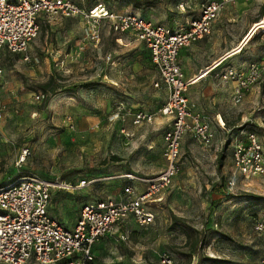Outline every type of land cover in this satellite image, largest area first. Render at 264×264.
<instances>
[{"label":"rangeland","instance_id":"obj_1","mask_svg":"<svg viewBox=\"0 0 264 264\" xmlns=\"http://www.w3.org/2000/svg\"><path fill=\"white\" fill-rule=\"evenodd\" d=\"M73 1L86 10L102 4L110 13L137 14L178 29L210 0ZM220 20L227 27L221 34L226 47L246 33L223 67L246 72L264 56V0L229 4L215 24ZM41 25L27 51L30 62L7 51L1 56L0 186L30 174L53 182L96 180L75 193H53L50 214L69 227L86 203L119 197L126 185L120 175L163 171L169 126L159 110L168 95L155 87L159 74L148 49L128 35L119 43L107 20L99 42L88 38L80 18L45 19ZM234 92L235 83L217 77L189 89L193 111L211 124L215 139L204 145L191 134L183 137L180 172L150 204L156 221L121 223L100 242L96 264H160L164 253L174 264L257 263L264 236L254 231L253 221L264 208V177L240 174L232 150L255 132L264 155V72L240 99ZM121 104L127 111L151 112L155 121L135 126L131 115H117ZM217 113L226 129L216 127ZM26 149L32 156L21 164ZM121 232L126 241L119 239Z\"/></svg>","mask_w":264,"mask_h":264},{"label":"built area","instance_id":"obj_2","mask_svg":"<svg viewBox=\"0 0 264 264\" xmlns=\"http://www.w3.org/2000/svg\"><path fill=\"white\" fill-rule=\"evenodd\" d=\"M238 1H207L201 6L199 15L173 29L137 14L110 13L102 4L86 10L73 0H0V60L2 53L7 51L12 55H23V60L30 62L28 48L40 34L41 23L45 19L80 18L89 28L88 38L96 42L101 38V23L107 20L112 32L118 35V42L123 39L122 35H128L143 43L151 53V62L159 74L155 87L164 86L168 92L159 112L170 120V127L164 135L166 166L163 171L147 177L133 173L120 175L117 178L126 181L124 197L86 203L72 229L51 217L52 195L55 191L75 193L96 180L53 182L47 177L30 174L1 186L0 264H28L31 261L38 264H95V246L114 234L121 223L130 217L140 226L156 221L150 204L159 200V195L169 188L180 172L183 137L191 134L204 145H211L215 139L211 124L192 109L187 94L197 79L186 77L179 61L180 51L210 36L220 13L227 5ZM263 72L264 56L251 62L246 72L228 66L219 74V80L235 83L234 96L240 99L258 82ZM3 75L4 70L0 66V81ZM126 114L132 116L135 126L155 121L151 112L143 109L127 111L124 104L118 106L117 115ZM217 122L222 129L226 127L222 118ZM259 141L253 132L248 136L247 144L237 142L233 147L234 166L245 177H264V155ZM29 156H32L29 149L24 150L20 163ZM138 184L145 186L142 191L138 190ZM235 185V180L228 181L229 188ZM253 223L254 231L264 236V208ZM120 239L126 241L128 236L122 235ZM260 256L256 264H264V249ZM160 264H174L171 254L160 255Z\"/></svg>","mask_w":264,"mask_h":264},{"label":"crops","instance_id":"obj_3","mask_svg":"<svg viewBox=\"0 0 264 264\" xmlns=\"http://www.w3.org/2000/svg\"><path fill=\"white\" fill-rule=\"evenodd\" d=\"M223 23L224 22H222V20H220L219 22H217L216 24L213 25V31H212L213 34L211 36H208L204 40H201V41L191 45L190 47H187L184 50L183 53H181V51H180L179 61H180V64H181V66L183 68V71H184V73H185L187 78H196L197 79V82L195 84H197V83H199V82H201V81H203V80H205L207 78H215V77L219 78V74L223 73L224 70L228 67L227 66V67L224 68L223 67L224 63L229 58H231L233 56V54L229 55L230 54L229 52L231 50H233L234 48H236L238 46V44L240 43V40H243L244 36L246 35V33L243 36L239 35V37L240 36H242V37L239 39L238 44H236V45L232 44L229 47H226L227 43L225 41H223V38L221 37L222 36L221 34L227 28V27H225V25H223ZM115 39H117V36H116ZM122 42H123V39L119 40V43H122ZM148 52H149V50H148ZM150 54H149V56H150ZM150 60H151V57H150ZM215 62L216 63L219 62V63L216 65ZM195 84H193L189 89H191ZM161 88H164L166 90V87H164V86H162ZM166 93L168 95L167 90H166ZM218 118H222V120L225 122V120H224V118H223L221 113H217L216 114V117H214V121H215L216 127H218L219 129L223 130L217 124L218 123L217 122ZM165 119H167V125L170 127V120L168 118H165ZM224 129H226V127ZM186 136H189V135H186ZM186 136H184V138ZM137 186H138L137 188H138L139 191H142L144 189V187H145L142 184H138ZM123 190H124V188H122L120 190L119 195H118L119 197H117V198H108V199H112V200H120V199H122L124 197ZM108 199H105V200H108ZM79 215H80V212H79ZM79 215H78V218H79ZM51 217H53V216H51ZM53 219H55V217H53ZM128 220H132V221L135 222L133 217H130ZM128 220H126V221H128ZM75 224H76V222L74 224H72V223L70 224L69 223V227H66V228L72 229ZM122 235L128 236L127 234L121 232V233H119V239H120V237ZM100 242L94 248V254H95L96 260H97V255H98L97 254L98 253L97 250H98V246H99ZM95 264H96V262H95Z\"/></svg>","mask_w":264,"mask_h":264},{"label":"water","instance_id":"obj_4","mask_svg":"<svg viewBox=\"0 0 264 264\" xmlns=\"http://www.w3.org/2000/svg\"><path fill=\"white\" fill-rule=\"evenodd\" d=\"M260 22H261V21H260ZM260 22H259V23H260ZM259 26H263V23H261ZM259 28H260V27H259Z\"/></svg>","mask_w":264,"mask_h":264},{"label":"trees","instance_id":"obj_5","mask_svg":"<svg viewBox=\"0 0 264 264\" xmlns=\"http://www.w3.org/2000/svg\"><path fill=\"white\" fill-rule=\"evenodd\" d=\"M7 185V184H6ZM1 187V186H0Z\"/></svg>","mask_w":264,"mask_h":264}]
</instances>
